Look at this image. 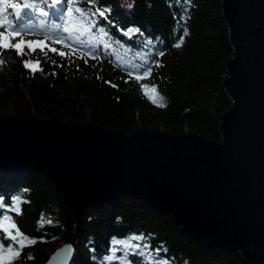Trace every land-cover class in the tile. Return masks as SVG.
<instances>
[{
  "label": "trees",
  "instance_id": "trees-1",
  "mask_svg": "<svg viewBox=\"0 0 264 264\" xmlns=\"http://www.w3.org/2000/svg\"><path fill=\"white\" fill-rule=\"evenodd\" d=\"M220 1L96 0L97 7L111 11L107 20L95 17L97 27L84 32L88 25L75 12L76 7H88L83 0H75L71 5L65 3L62 11L67 7L73 9L72 16L65 21L49 7L52 3L48 0H6L0 4L4 9L0 12L4 27L12 22L16 11H28L25 4L52 13L34 18L29 14L27 18L34 24L32 33L17 40L43 39L48 35L49 46L69 55L60 57L45 48L47 57L40 49L20 57L8 50L6 64L0 66V116L23 114L88 122L124 134L138 128L191 133L219 141L222 115L230 104L223 76L226 61L232 54ZM56 24L68 27L69 32L56 29ZM99 27H104L108 35L102 36ZM185 27L189 34L182 47L176 48L173 45ZM128 28H139L140 32L124 36L123 31ZM57 34L78 39L80 44L66 40L77 51L72 53L71 48L52 43L51 37ZM148 40L154 48L146 46ZM105 43L108 48H104ZM92 46L98 53L96 59L84 55ZM158 51L165 54L158 57ZM138 53L147 54L150 63L158 60L162 65H153L152 75L139 82L115 66L141 63ZM24 59H41L43 72L32 74L24 67ZM140 84L149 85V90L155 85L167 106L154 105L142 94ZM17 195L28 202L21 204V215L15 212L9 215L22 233L38 242L26 246L12 264H43L64 242H72L74 246L73 264H102L101 259L113 247V239L141 234L152 252L159 248V255L168 259L169 264H253L229 248L205 246L141 197L117 196L99 207H87L77 218L46 174L0 171V199L8 206ZM49 215L55 216L56 222H44L40 226L41 217L47 219ZM28 256L33 259L29 260ZM128 259L132 264H141L142 260L133 255Z\"/></svg>",
  "mask_w": 264,
  "mask_h": 264
},
{
  "label": "water",
  "instance_id": "water-1",
  "mask_svg": "<svg viewBox=\"0 0 264 264\" xmlns=\"http://www.w3.org/2000/svg\"><path fill=\"white\" fill-rule=\"evenodd\" d=\"M220 6L232 54L219 141L8 114L0 116V171L46 174L77 218L117 196L141 197L205 246L264 264V0ZM74 250L64 242L43 264H73Z\"/></svg>",
  "mask_w": 264,
  "mask_h": 264
},
{
  "label": "snow or ice",
  "instance_id": "snow-or-ice-1",
  "mask_svg": "<svg viewBox=\"0 0 264 264\" xmlns=\"http://www.w3.org/2000/svg\"><path fill=\"white\" fill-rule=\"evenodd\" d=\"M75 0H52V4L49 5L50 8L59 16L61 21H65L66 17H71L73 13L72 7H67L66 10L62 11L65 3L71 5ZM84 3L88 5V7H76L75 12L79 13L80 17L83 18V22L87 23V27L84 28V32H89L93 28L97 27V21L94 19L95 17L103 18L104 20L108 19V13H110V9H101L96 6V0H83ZM6 0H0V4H5ZM59 5L60 7H55ZM17 7V6H13ZM24 8L28 11L26 13H22L20 11H16L12 16V22L8 24L7 27H4V21L0 20V28L4 30L0 31V66L6 64L5 54L8 50H12V54L15 56H28L36 53L37 49H40V52L43 53L44 57H47L48 53L45 51V48L48 51L59 55L60 57H66L69 54L65 53L57 49L56 47L49 46L46 41L49 39L48 35H45L43 39L36 40H24L16 39L17 37H23L32 33V28L34 26L33 20L27 18L29 14L31 17H35L36 15L48 17L52 13L49 11H44L43 9H36L34 4H25ZM4 9L0 8V12H3ZM56 29L63 28V32H69L68 27H64L61 24L54 25ZM99 33L102 36H107L108 33L105 31L104 27L98 28ZM123 31V30H122ZM139 28H128L126 31H123L124 36L131 37L134 33H139ZM188 29L185 27L183 29V34L179 37L178 41L173 45L176 48L182 47L184 44V38L188 36ZM83 35V32L81 33ZM52 43L61 44L63 47L71 48V52L75 53L77 49L75 47H71L66 40L73 39L72 37H63L59 34L51 37ZM13 40L16 42L13 43ZM73 43L80 44L78 39H73ZM146 46L151 45L153 48L155 45L151 40L145 42ZM104 48H108V44L105 43ZM25 48L28 49L25 52ZM107 55V53H104ZM165 53L163 51H158L157 56L162 57ZM85 56H90L93 59L98 58V53L95 50V46L90 47L88 52L84 53ZM137 56L140 57L141 63H132L128 62L126 64L117 63L115 66L122 68L129 77L134 78L137 82L149 78L152 75L153 65L156 67L162 66L159 64L158 60L149 62V57L147 54L144 56H140L138 53ZM83 59V57H80ZM23 65L26 69H29L32 74H35L37 71L43 72V69L40 67L41 59H24ZM87 60H84V63H87ZM52 63L55 64L56 61L53 59ZM59 66V65H58ZM55 73H53L54 75ZM99 78V77H98ZM128 82V81H125ZM106 83H108L106 81ZM116 87V85H112ZM140 90L144 96H146L154 105L160 108L166 107L165 98L160 95L156 86L152 85L149 90V85L140 84ZM24 191H27L25 189ZM27 200H22L21 196L17 195L12 198V202L10 205L6 206L2 199H0V264H12V262L18 258H20L23 249L26 246L35 245L38 241L33 238H29L24 233H22L13 217L9 215L11 212H15V214L21 215V204L27 203ZM40 226H43L44 217H41ZM47 223H51V221H47ZM4 240H10L11 243H8L7 246L4 244ZM137 243H133V242ZM145 241V236L141 235H131L123 240L113 239L111 242L113 247L110 249V254L105 255L102 258V264H112L113 261H119V264H132V261L128 259L130 255L139 256L142 258L141 264H169L168 259L159 258L160 249L155 250V255L150 250V246L147 243L141 244L140 242ZM70 251V247H67L63 250V252L67 253ZM122 251L123 255L117 257L116 252ZM59 255V253L57 254ZM28 259H33L32 256H28Z\"/></svg>",
  "mask_w": 264,
  "mask_h": 264
},
{
  "label": "rangeland",
  "instance_id": "rangeland-1",
  "mask_svg": "<svg viewBox=\"0 0 264 264\" xmlns=\"http://www.w3.org/2000/svg\"><path fill=\"white\" fill-rule=\"evenodd\" d=\"M51 221V224L52 223H55L56 222V217L55 216H53V215H49V217L47 218V219H44V222H46L47 223V221ZM128 238V237H127ZM123 239H126V238H123ZM123 239H116V240H123ZM8 243H11V241L10 240H4V244H5V246H7V244ZM133 243H137V242H133ZM141 244H144V243H146L145 241H142V242H140ZM151 250V249H150ZM152 251V250H151ZM108 254H110V253H108ZM108 254H106V255H108ZM123 255V253H122V251H117L116 252V256L117 257H119V256H122ZM153 255H155V252L153 253ZM105 256V255H104ZM159 258H163L162 256H160L159 255ZM102 260V259H101ZM100 260V261H101ZM114 263H118L119 264V261H113L112 262V264H114Z\"/></svg>",
  "mask_w": 264,
  "mask_h": 264
}]
</instances>
